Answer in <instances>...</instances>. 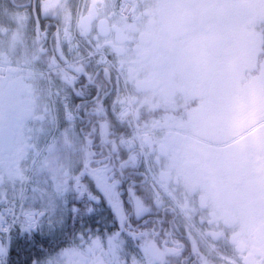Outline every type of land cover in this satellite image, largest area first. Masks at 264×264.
Returning <instances> with one entry per match:
<instances>
[{
  "label": "snow or ice",
  "instance_id": "1",
  "mask_svg": "<svg viewBox=\"0 0 264 264\" xmlns=\"http://www.w3.org/2000/svg\"><path fill=\"white\" fill-rule=\"evenodd\" d=\"M0 264H264V0H0Z\"/></svg>",
  "mask_w": 264,
  "mask_h": 264
},
{
  "label": "flooded vegetation",
  "instance_id": "2",
  "mask_svg": "<svg viewBox=\"0 0 264 264\" xmlns=\"http://www.w3.org/2000/svg\"><path fill=\"white\" fill-rule=\"evenodd\" d=\"M74 102H75V103H79V100L77 99V100H75ZM82 127H85V131H89V130H90V126H82ZM187 247H188V249L190 250V243L187 244ZM185 255H187V252L185 253Z\"/></svg>",
  "mask_w": 264,
  "mask_h": 264
},
{
  "label": "trees",
  "instance_id": "3",
  "mask_svg": "<svg viewBox=\"0 0 264 264\" xmlns=\"http://www.w3.org/2000/svg\"><path fill=\"white\" fill-rule=\"evenodd\" d=\"M12 255H13V258H15V252H13V254H12Z\"/></svg>",
  "mask_w": 264,
  "mask_h": 264
}]
</instances>
